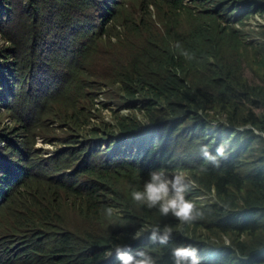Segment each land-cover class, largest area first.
I'll use <instances>...</instances> for the list:
<instances>
[{
  "label": "trees",
  "instance_id": "trees-1",
  "mask_svg": "<svg viewBox=\"0 0 264 264\" xmlns=\"http://www.w3.org/2000/svg\"><path fill=\"white\" fill-rule=\"evenodd\" d=\"M256 14L264 0H0V264H119L114 244L172 264L189 243L203 264H264V26L260 41L242 31ZM55 122L65 147L43 172L35 139L51 143ZM220 143L205 162L200 146ZM156 169L217 203L194 201L191 225L133 204L130 186ZM165 224L168 246L135 237Z\"/></svg>",
  "mask_w": 264,
  "mask_h": 264
},
{
  "label": "clouds",
  "instance_id": "clouds-1",
  "mask_svg": "<svg viewBox=\"0 0 264 264\" xmlns=\"http://www.w3.org/2000/svg\"><path fill=\"white\" fill-rule=\"evenodd\" d=\"M182 55L189 60L193 58V55L187 51H183ZM39 138H41L42 143L51 144L42 136H36L34 149L35 154L38 155L40 147L38 149L36 148V141ZM226 148V144L220 143L215 146L213 152L207 144H203L200 146L199 154L205 162L217 164L218 159L224 157ZM200 168L201 171H206L203 165ZM189 179V177L182 174V170H176L172 174H166V170L156 169L149 173V177L143 183L142 187L136 188L130 186L131 191L129 195L133 204L137 206L155 209L161 217L171 216L181 225H191L201 220L204 217V212L197 206L194 202L195 200L193 201L187 196L190 189H197L196 184ZM191 182L194 184L192 187H190ZM118 211V209L109 206L105 209L104 214L111 217L117 214ZM147 234L150 245L160 247L168 246L173 236L172 226L167 224L163 226L157 225ZM136 236H140L138 232L135 234ZM146 248L147 246L133 250L129 247L114 244L108 250L107 254L108 256L114 255L119 264H157L155 256L151 252L145 251ZM171 258L172 264H203L199 250L190 243L172 247Z\"/></svg>",
  "mask_w": 264,
  "mask_h": 264
},
{
  "label": "rangeland",
  "instance_id": "rangeland-1",
  "mask_svg": "<svg viewBox=\"0 0 264 264\" xmlns=\"http://www.w3.org/2000/svg\"><path fill=\"white\" fill-rule=\"evenodd\" d=\"M260 26H264V15L259 16L256 14V15L252 16V18H250L249 20H247L245 22V26L243 27L242 31L244 32V34L246 36L252 37L254 41H260L261 38H260V34L258 33L260 31V28H259ZM248 40H250V39H246V40H244V42L246 43ZM3 46H9V43H6L2 39V37L0 36V48H2ZM92 79H95V78L91 77V80ZM106 83H107V81L103 80V84L105 85V88H103V87L101 88V85L98 87L97 91H99L101 89L99 91V97H98L99 101H105L103 99L106 96V93H107L106 91L111 90L110 87H107V89H106ZM1 85H2V81H0V93L4 97L3 100H5L6 98L8 99L9 94L4 93L3 87ZM102 93H104V94L102 95ZM108 101H110L109 98L104 103H108ZM114 105H117L116 102H114V104L111 105L113 110L116 109V106H114ZM99 107H100V105H99ZM0 113H2V116L4 118L1 122V125L3 127H5V125H10L11 121L9 118H6L7 117L6 112H4V111H2V109H0ZM121 113H124V111H122ZM95 115H98V112H96ZM101 115H102V118H99V123H105V121L110 120V116H111L110 112L105 111V110L104 111L101 110ZM138 119L141 121V123L145 122V120L142 118L141 115L138 116ZM52 128L55 129V131L53 133H51L54 136L53 137L50 136L51 134L48 136V139L50 141H52L51 144L42 143L41 138L37 139V141H36V148L38 149V147H40L39 155H38V157H36V159L39 160L38 162H42L41 168H43V169H41V170H43V172H45L48 168H50L49 165L52 164V162H55L53 160L55 159V156L57 155L56 153L59 152L63 147H65V146H63V144L60 143V141L63 140V136L61 135L62 134L61 133V124H59L58 122H55V124L52 126ZM4 143H6V142H0V147H2L4 145ZM35 164H38V163H35ZM59 170H51L48 174L49 175H51V174L56 175L59 173ZM172 173L169 172L168 174H172ZM182 174L184 176L188 177L183 172H182ZM193 185L194 184L191 182L190 187H192ZM190 190H192V189H190ZM196 191H198V190H196ZM194 200H195V202H197L200 205H204V203H206V204L217 203V201L214 198L213 192L207 193V192L202 191V190H201L200 196L194 198ZM108 203H111V201L109 200ZM149 231H150V228H143L138 232V234L140 236H143V235H146ZM200 241L204 244H206V242H207L206 238L202 239ZM228 241H229V238L225 235L221 236V237H217V238H211L210 240H208V242L216 244V245L225 244V243H228Z\"/></svg>",
  "mask_w": 264,
  "mask_h": 264
}]
</instances>
